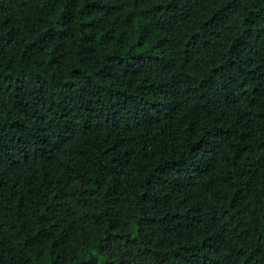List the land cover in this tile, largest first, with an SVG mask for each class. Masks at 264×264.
I'll return each mask as SVG.
<instances>
[{
	"label": "trees",
	"instance_id": "1",
	"mask_svg": "<svg viewBox=\"0 0 264 264\" xmlns=\"http://www.w3.org/2000/svg\"><path fill=\"white\" fill-rule=\"evenodd\" d=\"M0 264H264V0H0Z\"/></svg>",
	"mask_w": 264,
	"mask_h": 264
}]
</instances>
